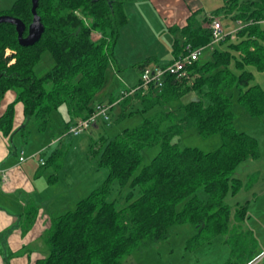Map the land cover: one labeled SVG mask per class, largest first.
I'll use <instances>...</instances> for the list:
<instances>
[{
  "label": "trees",
  "instance_id": "1",
  "mask_svg": "<svg viewBox=\"0 0 264 264\" xmlns=\"http://www.w3.org/2000/svg\"><path fill=\"white\" fill-rule=\"evenodd\" d=\"M31 7V0H15L0 14L20 19L26 35L33 18ZM221 10L240 23L238 41L230 44L235 52L215 50V61L199 66L196 61L189 67L188 77L179 80L164 75L161 85L152 82L146 90H135L134 97L143 110L189 93L196 99L178 106L181 116L174 109L160 110L105 140L100 151H93L98 152L96 164L107 168L106 176L73 209L52 219L44 235L48 252L36 264H120L132 250H147L165 239L174 223H192L196 233L190 239L196 238L195 242L202 230L214 235L227 229L230 208L224 198L241 187L232 173L260 153L257 139L234 127L231 95L225 91L232 84L240 87L237 100L248 115L264 114V89L250 84L252 71L245 69L252 65L264 70V0H227L216 13ZM36 13L44 29L32 45L19 44L14 24L0 23V97L8 89L16 90L25 118L14 129L15 102L9 103L0 116L4 135L18 131L23 138L28 137L26 126L32 122L52 136V115L63 102L75 117L90 116L96 109L92 102L103 86L119 31L127 21L121 0H37ZM181 29L182 42L175 39L172 43L173 59L182 53L185 42L204 46L211 40L208 28L192 29L187 24ZM96 32L100 33L98 38L93 37ZM6 47L15 50L10 65L4 56ZM45 51L52 55L53 65L36 75L35 65ZM231 59L241 70L238 75L228 67ZM149 62L146 58L137 63L140 73ZM129 94V90L122 92L120 100H129ZM71 121L65 123L66 129ZM188 127L203 137L219 134L222 141L211 151L181 147L172 141ZM154 144L159 145V151L136 173L142 149ZM60 154L57 149L49 158ZM199 189L207 198L201 199ZM181 201L182 208L177 210ZM246 207L247 203H238L237 219L247 217ZM235 251L232 248L231 254ZM226 264L236 263L229 258Z\"/></svg>",
  "mask_w": 264,
  "mask_h": 264
},
{
  "label": "rangeland",
  "instance_id": "2",
  "mask_svg": "<svg viewBox=\"0 0 264 264\" xmlns=\"http://www.w3.org/2000/svg\"><path fill=\"white\" fill-rule=\"evenodd\" d=\"M14 1L0 0V11L8 9ZM192 15L189 20L191 25L200 21L196 14ZM219 21L224 37L218 41L212 39L209 44L204 46H196L200 48V55L197 60L198 66L208 61H215V56L213 55L215 50L235 52L231 49L230 44L238 41L236 31L240 27L239 21L228 16H221ZM176 32L167 31L166 29L161 33V37L165 40L166 36H172V40L177 38L181 43L183 40L182 35ZM99 36L100 33H93L94 38H98ZM158 42L159 44L163 43L162 40ZM6 48L9 49V53L13 49L11 47ZM5 52L6 50H4L5 57L9 58V60L13 58L12 53L6 55ZM53 62L50 52H43L40 60L35 65V74L42 75L46 70L51 68ZM10 64L7 62V65ZM136 65L124 64L119 67L116 62L111 61L107 66L103 86L97 92L92 105L96 107L99 102L106 105L109 116L108 121H103L100 116H97V121L94 124H91L79 135H73L69 131V128L66 129L65 127L66 122L75 118L70 112L68 104L63 102L54 110L55 112L52 115L53 126L51 125V127H54L52 135L60 137L58 140V148L60 149L62 157L65 156V167L63 169L66 168L69 182L71 183L73 178L80 180V184L75 188L74 193H76L75 195H79L80 191H82L81 198L88 194L94 187L100 185L103 177L107 174L106 167L95 164L96 167L93 168L92 163V161L98 159V152L94 154L93 151L98 148L100 151L105 140L107 141L109 138L114 137L124 128H132L141 124L145 117L154 115L160 110L174 109L177 111L178 106L195 97L189 93L181 98L171 100L166 105L156 103L150 108L147 107L145 110H143L142 103L137 102L139 99L138 97H134V92L128 95V97L131 96L129 100L121 101L122 92L135 87L140 82V72H138ZM165 65L166 63L163 64V66ZM234 65V59H231L228 67L235 75H238L241 70ZM114 66L117 67V70L114 69ZM245 69L252 71L250 84H259L264 89V70H257L252 65H246ZM239 91L240 87L233 84L225 91L226 94L231 95V107L234 113L233 125L237 130L246 131L250 135L257 137L260 156L255 159L250 158L245 160L232 173L233 177L240 180L241 187L237 193H228L225 195L224 201L230 208V219L227 229L214 235H211L207 230H202L201 237L195 242L196 238L193 241L190 239L196 233V228L192 223H174L169 226V234L165 239L160 240L147 250H132L121 259L120 264H222L223 260L229 256L232 248L236 249L239 253L246 252L254 247L257 248V241L260 242L262 239L254 238L253 233L249 232L248 229L252 225L249 218L250 216H258L260 213L264 214V203L259 202L257 205H250L249 203L257 198L264 200V192L262 194H256L255 189V185H262V180H264V126H257L258 121L262 120L260 119L262 115H248L244 106L237 100ZM135 102L137 104L130 105ZM130 110H133V112L130 113ZM176 113L178 117L183 114L182 110ZM34 125L32 122L27 123L28 137H24L23 141L25 140L28 143L29 139H31V142L37 143L51 137L48 130H38ZM17 135L20 136L21 133L18 132ZM172 141H176L181 147L190 146L197 147L202 151H211L220 145L222 139L219 134L203 137L198 134L194 127H188L174 137ZM159 149L158 144L142 149V159L136 169V173L142 166L150 162ZM74 166L75 168L78 166V168L74 171V177L72 178L67 170L74 168ZM58 167L47 165V168L55 170ZM198 194L201 199L207 198V194L203 193L200 189ZM238 203H247V217L243 220L237 219L234 215ZM182 205V201L177 203L176 209L180 210ZM117 206H119V203H117ZM73 208L74 205L69 209ZM188 241L192 242L188 245Z\"/></svg>",
  "mask_w": 264,
  "mask_h": 264
},
{
  "label": "crops",
  "instance_id": "3",
  "mask_svg": "<svg viewBox=\"0 0 264 264\" xmlns=\"http://www.w3.org/2000/svg\"><path fill=\"white\" fill-rule=\"evenodd\" d=\"M121 1L127 21L119 31L112 56V61L119 67L124 64L135 65L146 58H150L147 65L151 67L171 62L174 58L172 43L178 39L172 40V36H166L163 40L161 33L167 29L182 35L181 28L190 24L192 14H196L200 20L190 24L192 29H209L205 20L207 18L230 17L223 10L216 13L227 0ZM159 40L163 43L159 44ZM114 69L117 70V67L114 66ZM137 70L140 72V69ZM16 96V90L8 89L0 97V116L9 103L15 102L14 129L25 120L23 103L17 101ZM78 118L80 117H75L72 121L75 122ZM260 119L262 120L258 121L257 126H264V114ZM17 133L18 131H14L4 135L0 131V264H36L37 260L48 252L44 235L52 219L75 205L81 198L82 191L79 195L74 193L80 184L79 179L73 178L78 166L67 170L73 178L70 183L66 168L63 169L65 156L60 154L59 157L49 158L59 149V136L52 135L50 140H41V143H33L29 139L27 143ZM21 150L24 159L19 161ZM39 158H42L43 162ZM96 162L97 159L92 161L93 168L96 167ZM47 165L59 167L55 170L47 168ZM262 182V185H255L256 194L264 192V180ZM259 202L264 203V200L257 198L249 204L257 205ZM263 215L260 213L258 216H250L252 225L247 228L254 238L262 239L257 241V248L241 253L235 251L234 255L230 252L222 264H226L229 258L236 264H264Z\"/></svg>",
  "mask_w": 264,
  "mask_h": 264
},
{
  "label": "built area",
  "instance_id": "4",
  "mask_svg": "<svg viewBox=\"0 0 264 264\" xmlns=\"http://www.w3.org/2000/svg\"><path fill=\"white\" fill-rule=\"evenodd\" d=\"M208 27L211 33V40L213 39L215 41H218L223 39L224 36L222 35L223 32L219 19L210 18L208 22ZM5 50V54L8 55L9 49L6 48ZM11 53L14 55L15 51L11 49V52L9 54ZM199 55V47L193 46L190 42H185L183 45L182 53L179 55V57L173 59L170 63L166 64L165 66H144L140 73L139 84L129 89V93L131 94L135 92V90H137L138 88L146 89L148 85L152 82L161 85L164 75H172L179 80L188 77L189 67L192 66L198 60ZM12 57L13 58L8 61L9 63H12L15 60L14 56ZM97 116H100L103 121L109 120L106 105L101 103L97 104L95 111L90 116H88L87 118H78L75 122L70 125L69 131L73 135H79L87 127L97 121ZM23 154V150H21L19 152V161H22L24 159ZM39 160L43 162L42 158H39Z\"/></svg>",
  "mask_w": 264,
  "mask_h": 264
},
{
  "label": "water",
  "instance_id": "5",
  "mask_svg": "<svg viewBox=\"0 0 264 264\" xmlns=\"http://www.w3.org/2000/svg\"><path fill=\"white\" fill-rule=\"evenodd\" d=\"M31 11L33 14L32 21L27 27V33L24 35L25 24L18 18L10 16L8 14H0V23L7 22L15 25L17 31V38L20 45H32L39 40L43 32V24L40 21V17L36 13L37 0H31ZM196 98H192L195 100Z\"/></svg>",
  "mask_w": 264,
  "mask_h": 264
}]
</instances>
